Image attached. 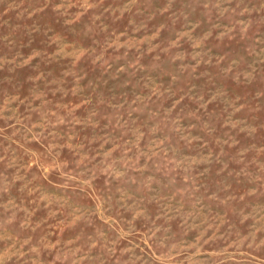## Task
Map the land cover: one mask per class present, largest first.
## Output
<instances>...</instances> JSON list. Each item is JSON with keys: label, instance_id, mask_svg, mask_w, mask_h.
<instances>
[{"label": "rangeland", "instance_id": "rangeland-1", "mask_svg": "<svg viewBox=\"0 0 264 264\" xmlns=\"http://www.w3.org/2000/svg\"><path fill=\"white\" fill-rule=\"evenodd\" d=\"M0 264H264V0H0Z\"/></svg>", "mask_w": 264, "mask_h": 264}]
</instances>
